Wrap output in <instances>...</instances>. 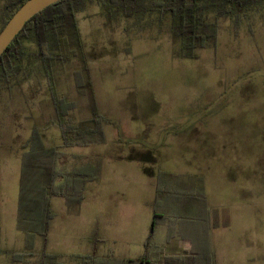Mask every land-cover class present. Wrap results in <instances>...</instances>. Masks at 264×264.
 <instances>
[{
  "label": "rangeland",
  "instance_id": "obj_1",
  "mask_svg": "<svg viewBox=\"0 0 264 264\" xmlns=\"http://www.w3.org/2000/svg\"><path fill=\"white\" fill-rule=\"evenodd\" d=\"M18 1L0 0V25ZM244 13L237 28L220 17L214 42L182 59L155 17L107 24L96 3L79 10L91 94L104 119L103 143L86 146L63 145L35 46L25 42L28 60L11 84L0 82V264H37L44 250L61 264L94 253L131 264L146 251L160 178L171 195L158 202V215L196 219L204 211L209 223L205 236L197 222L157 223L151 260L195 236L215 264H264V0ZM80 70L75 56L55 66L56 90L73 104L66 120L92 127L89 94L75 84ZM34 129L42 145L60 151L59 170L95 176L81 202L51 198L46 240L17 227L21 156ZM174 188H194L203 199H176Z\"/></svg>",
  "mask_w": 264,
  "mask_h": 264
},
{
  "label": "trees",
  "instance_id": "obj_2",
  "mask_svg": "<svg viewBox=\"0 0 264 264\" xmlns=\"http://www.w3.org/2000/svg\"><path fill=\"white\" fill-rule=\"evenodd\" d=\"M26 0L13 5L6 19L0 25V31L16 10ZM256 0H60L33 16L0 56V82L9 85L18 75V70L27 59L25 42L31 40L35 46L34 57L38 65L36 72L47 82L57 126L61 132L63 145L86 146L103 143L104 119L98 113L91 94L87 63L83 43L77 26L76 14L85 5L96 3L104 13L106 23L122 18L142 19L155 17L162 27H167L178 56L182 59H195L196 50L214 42L217 35V21L220 17H230L237 28L244 10ZM214 13L215 21H208V14ZM75 56L81 64L80 72L75 74V84L80 93L89 94L92 127L74 125L66 120L73 104L59 96L54 79V68ZM83 72V78L80 73ZM84 84L86 85L84 87ZM38 131L34 129L21 156L19 201L17 227L28 235L33 234L46 240L49 224L53 218L50 207L52 197H64L67 200L81 202L84 199V183L95 180L93 174L65 172L57 168L61 153L57 148L42 145ZM147 155V156H146ZM145 158H150L146 153ZM143 156L130 157L141 159ZM141 159V160H147ZM148 172V171H147ZM149 173V172H148ZM61 182L57 183L58 179ZM171 195L163 186L161 178L156 183L154 200V218L145 241L144 254L131 264H215L213 255L205 251L193 255L168 254L151 260L147 250L152 245L155 218L161 217L156 208L162 199ZM179 196H188L179 194ZM193 196V194H190ZM160 200L158 201V199ZM159 202V203H158ZM59 255L42 251L37 264H61ZM78 264H109L94 255L77 256ZM20 262L22 258L11 257Z\"/></svg>",
  "mask_w": 264,
  "mask_h": 264
},
{
  "label": "crops",
  "instance_id": "obj_3",
  "mask_svg": "<svg viewBox=\"0 0 264 264\" xmlns=\"http://www.w3.org/2000/svg\"><path fill=\"white\" fill-rule=\"evenodd\" d=\"M154 190H155V194H156V184L154 185ZM166 190L168 191V188H166ZM175 190H176V192H178V193H173V195L176 196L175 197L176 199L181 198V197H183L185 199H187L186 197H188V200L189 201L190 200L192 201L195 198H198L199 200H202L203 199V197L199 193H196L195 192L196 189H194V188L187 189V190H184V189H181L180 190V189H178V191H177V189H175ZM179 194H187L188 196H179ZM190 194H193V196H190ZM166 199H165V201L162 202V204L163 203H166ZM151 211H152V214H151L152 218H151L150 223L152 225V221H153V218H154V209H153V207H152ZM160 216L161 217L155 218V220H157V223L158 224L160 223L161 226L165 225L168 221L175 222V223H177L179 221H186V223L188 225H191V226L195 225V223L197 222L198 223V226H200L201 228H203V232H202L203 234H202V236H205V231H204L205 230V226L209 223V220L207 218H205L206 216H205V212L204 211L202 213V216H200L199 218H196V219L195 218H185V217H181V216H175V215H173V214H171V213H169L167 211H163V213H161ZM151 225H150V227H151ZM146 235L148 236V232H147ZM146 235L143 238V247L144 248H145V241H146V238H147ZM178 238L180 239L182 237H178ZM151 247L152 248H155V249L157 248V245L155 244V242L153 243V240H152ZM200 251H203V252L205 251L204 239H200V238L195 237V236H190L187 239H182L181 240V243H179V244L176 245V250L175 251H172V252L165 251L164 252L162 250L161 252L158 251L157 253L158 254H161L162 256L168 255V254H171V255H174V254L175 255L176 254L193 255L196 252H200ZM207 252L210 253L209 251H207Z\"/></svg>",
  "mask_w": 264,
  "mask_h": 264
},
{
  "label": "water",
  "instance_id": "obj_4",
  "mask_svg": "<svg viewBox=\"0 0 264 264\" xmlns=\"http://www.w3.org/2000/svg\"><path fill=\"white\" fill-rule=\"evenodd\" d=\"M58 1L26 0L0 31V56L33 16Z\"/></svg>",
  "mask_w": 264,
  "mask_h": 264
}]
</instances>
